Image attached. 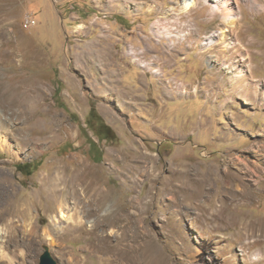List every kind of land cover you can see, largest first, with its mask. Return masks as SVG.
<instances>
[{"label": "rangeland", "instance_id": "rangeland-1", "mask_svg": "<svg viewBox=\"0 0 264 264\" xmlns=\"http://www.w3.org/2000/svg\"><path fill=\"white\" fill-rule=\"evenodd\" d=\"M233 1L226 51L202 0H0V209L38 203L29 264H264V0Z\"/></svg>", "mask_w": 264, "mask_h": 264}, {"label": "bare ground", "instance_id": "bare-ground-1", "mask_svg": "<svg viewBox=\"0 0 264 264\" xmlns=\"http://www.w3.org/2000/svg\"><path fill=\"white\" fill-rule=\"evenodd\" d=\"M202 1L204 3H209L211 15L214 16L215 14H218L220 16V19H221L222 23H224V25L226 26L225 28H220V29L216 30V32H214L211 36L205 38L204 41H203L204 42L203 44L205 46H210L213 43L217 42V43L223 44V46H225L226 51H231V49H232L231 47H233V44H235V41H234V39L231 36L229 37V35H227V32H229L231 27H233L235 25V23H236V17L237 16L235 17V15L232 13V11L230 9V5L234 1L233 0H202ZM196 4H197V0H184V5H182V6H183L184 9H189L192 6H195ZM228 39L230 41L227 42ZM243 55H244V57H246L245 54H243ZM207 58H209V57H207ZM237 65H238L237 59L236 58L232 59L231 71H234L233 74L235 73V75H234L235 77L243 78V72H240L238 70V72L236 73ZM248 65H249L248 62L244 63V67H245L246 70H247ZM259 92L261 93L260 96L262 98H264V89L262 88V90H259ZM241 163L242 162H240V164ZM231 174H233V173H231ZM197 180H198V178H197ZM184 181H183V183H184ZM255 181H257V180H255ZM63 183H66V182H63ZM70 185H71V187H74L73 182L70 183ZM194 190H196V189H194ZM201 190L204 191L203 188H201ZM72 191L75 194V189H73ZM221 198L223 199V197H221ZM13 201H14V199L11 197V194L7 195L6 200L4 202V207H1V209H0V219L1 220H5L7 214H11L12 216H17L18 217V220L21 221V226L23 227V230H22V233H21L23 240H25L24 238L27 236V241L25 240L26 242H23V244H27L28 247H29V250L25 249V252H20V257H18V254L14 250H10L8 248L7 243H11V242L16 241L15 240V238H16L15 234H13L14 233L13 228L15 229V226L13 227L14 220L11 219L10 221H12V222L6 224V228L7 229L4 227L5 231L3 230L4 229L3 227H0V264H2V262L6 263V264H29L28 257L31 254V252L34 251L35 248H34V245H33L34 241L32 239H28V237H34L36 234L39 235V231H40L39 230L40 229L39 226H37L35 224H31V221L29 222V220L31 219L30 210H31V208L33 206L32 202L34 203V205H37L38 203L34 202V200H32V198H31V199H27L25 201L19 202L20 206L18 208H16L15 206H13ZM14 205H15V203H14ZM64 208H65V205L63 203H61L59 205V207H58V212H59V215H60V217L58 216L59 217L58 220H60V218L61 219H71V216L69 214L65 213ZM219 208L220 209H218V208L217 209L221 211V210H223L224 206L220 205ZM54 219L56 220L55 216H54ZM256 224L257 223H255V222H252L251 224L248 223V222L243 223L244 229L247 232L253 233L256 230H260L262 233H264V231H263L264 230V224H262L261 222L259 223V226H257ZM6 230H7L8 237L5 234ZM51 232L56 233V230L53 228V229H51ZM44 234L50 235L48 230H44ZM5 236L7 237V240L4 239ZM95 240H96V237H95ZM17 258H19L18 262H16Z\"/></svg>", "mask_w": 264, "mask_h": 264}, {"label": "trees", "instance_id": "trees-1", "mask_svg": "<svg viewBox=\"0 0 264 264\" xmlns=\"http://www.w3.org/2000/svg\"><path fill=\"white\" fill-rule=\"evenodd\" d=\"M85 125L89 130L97 135L99 139L113 140L115 137L113 129L102 119L101 115L93 106L90 107L86 115ZM89 144L91 148L95 145V142L90 138ZM16 166L23 174H29L32 172V169L35 168V165L30 162L19 163Z\"/></svg>", "mask_w": 264, "mask_h": 264}, {"label": "water", "instance_id": "water-1", "mask_svg": "<svg viewBox=\"0 0 264 264\" xmlns=\"http://www.w3.org/2000/svg\"><path fill=\"white\" fill-rule=\"evenodd\" d=\"M39 264H55V261L51 258L47 247H44L43 253L40 255Z\"/></svg>", "mask_w": 264, "mask_h": 264}, {"label": "built area", "instance_id": "built-area-1", "mask_svg": "<svg viewBox=\"0 0 264 264\" xmlns=\"http://www.w3.org/2000/svg\"><path fill=\"white\" fill-rule=\"evenodd\" d=\"M27 22H33V21H31L30 19H28Z\"/></svg>", "mask_w": 264, "mask_h": 264}]
</instances>
